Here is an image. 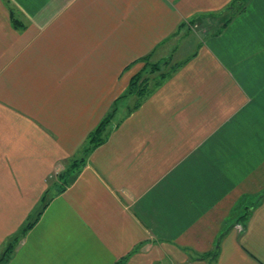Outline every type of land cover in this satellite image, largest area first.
<instances>
[{"label":"crops","instance_id":"0c3cea01","mask_svg":"<svg viewBox=\"0 0 264 264\" xmlns=\"http://www.w3.org/2000/svg\"><path fill=\"white\" fill-rule=\"evenodd\" d=\"M41 209L2 264H264V0H0V257Z\"/></svg>","mask_w":264,"mask_h":264},{"label":"trees","instance_id":"16d2710c","mask_svg":"<svg viewBox=\"0 0 264 264\" xmlns=\"http://www.w3.org/2000/svg\"><path fill=\"white\" fill-rule=\"evenodd\" d=\"M238 1H239V3H241L243 0H238ZM11 15H12V20H13V22H14L15 25H17L18 27L25 26V24L17 17L16 12H15V10L13 8H11ZM168 76L169 75L165 76L164 79H166ZM163 80H162V82H163ZM138 83H139V76L133 77V79L131 80L130 86H129L128 94L135 93V88H136V86H137ZM161 83H159V84H161ZM137 95L139 97H143L144 98V96H142L143 95L142 93H138L137 92ZM113 116H114V110L111 111V112H109L105 116V118H103L101 120V122L96 126V128L91 132L87 144L83 147V150H82L83 151L82 152L83 153V156H81L80 158H75L72 161V163L70 164V166L67 167L66 170L60 174V177L62 179H66L68 173L70 172V170H73L74 168H76L80 163H84L85 158L89 155V153L93 149H95L97 146H99L100 144H102L103 142H105V140L107 139V137L109 135L108 132H107L108 126L110 125V123H111V121L113 119ZM64 187L65 186H62L60 189L62 190ZM262 197H263V195L261 196V198ZM44 199H46V196L43 198V200ZM47 204H48V201L46 203H44L43 208H45L47 206ZM250 207L251 206H245V207H243V210L240 212L241 215H240V219L238 220V222H241L243 225L245 224V220L249 216V213H250V210H251ZM41 213H42V209L37 214V217H36L35 220L34 219L33 220H30L25 225V227H23L21 229V231L18 232V234H16L15 236H13V238L8 242V244H7V246H6L3 254L0 257V264L4 263V262H6V261H8L10 259L11 253L13 252V250H14L16 244L18 243V241L20 240V238L22 236H24L26 234V232L31 227H33V225L36 223V221L38 220V218L41 215ZM222 235H224V234H222ZM222 235H221V237L219 238V240H218V242L216 244L215 250L213 252H209L207 254H204L203 257H215V258L217 257L218 251H219V247H220V243H221ZM125 259L126 258H124L120 262H117V264H124Z\"/></svg>","mask_w":264,"mask_h":264},{"label":"rangeland","instance_id":"374dc122","mask_svg":"<svg viewBox=\"0 0 264 264\" xmlns=\"http://www.w3.org/2000/svg\"><path fill=\"white\" fill-rule=\"evenodd\" d=\"M203 19L200 20H191L189 21V30L198 33H206L208 30V26L206 27L203 24ZM173 58V57H172ZM175 59V58H174ZM174 59H170V61L166 62H157L152 63L148 59H145V63L143 64V68L138 74L135 76H139V83L135 88V94L142 93V96H146L149 92H151L159 83L162 82L165 76L169 75L175 69ZM134 76V77H135ZM165 80V79H164ZM163 80V81H164ZM144 89V90H143ZM138 96V95H137ZM141 100L143 97H139ZM130 104V100L127 105ZM82 150L79 152V157L83 156ZM61 188V186H52L49 190V193L46 199L43 200V204L46 203L49 199H51L57 191Z\"/></svg>","mask_w":264,"mask_h":264}]
</instances>
